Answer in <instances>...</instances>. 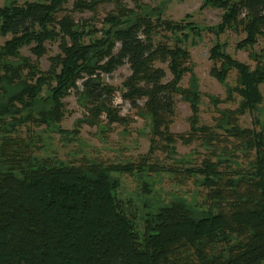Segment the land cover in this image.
Wrapping results in <instances>:
<instances>
[{
	"label": "trees",
	"instance_id": "obj_1",
	"mask_svg": "<svg viewBox=\"0 0 264 264\" xmlns=\"http://www.w3.org/2000/svg\"><path fill=\"white\" fill-rule=\"evenodd\" d=\"M8 1L0 8V34L13 35L0 49V264H264V123L249 128L239 122L263 102L264 47L262 53L250 54L253 70L218 45L211 49L212 58H222L213 71L220 81L236 69L237 84L229 89L241 101L234 110H220L216 126L199 125L200 93L195 85H179L191 70L190 52L182 45L189 37L186 28H196L191 22L137 12L121 0ZM115 1L116 13L107 15L112 27L94 43L86 42L73 14L96 12L99 4ZM206 3L225 10V25L240 30L241 20L246 37L240 48L264 38V0ZM163 28L184 36L176 35L173 45L153 39ZM58 38L61 51L43 71V43ZM24 45L33 46L35 59L21 54ZM168 59L172 80H165L166 70L155 64ZM124 64L132 70L128 85L138 92L132 97L134 106L139 107L141 94L147 97L143 107L171 146L168 150L176 141L169 127L178 94L191 104V133L223 146L217 152L212 145L200 164L184 168L194 180L201 178L206 190L201 204L178 197L148 210L142 223L115 195L113 174L160 171L149 156L124 164L86 158L64 162L38 157L32 135H10L17 113L25 112V121L59 122L63 98L78 89L79 80V95L100 104L110 92L102 73ZM182 169L173 170L179 174Z\"/></svg>",
	"mask_w": 264,
	"mask_h": 264
},
{
	"label": "rangeland",
	"instance_id": "obj_2",
	"mask_svg": "<svg viewBox=\"0 0 264 264\" xmlns=\"http://www.w3.org/2000/svg\"><path fill=\"white\" fill-rule=\"evenodd\" d=\"M7 1L0 0V8ZM14 1L25 4L43 0H9L8 2ZM121 2L137 12L153 14V17L159 14L163 19L183 24L191 22L196 26V32L188 27L185 30V33H189V37L182 42V45L190 52L191 70L183 76L179 85L183 88L195 85L199 91L200 103L197 114L199 125L216 126L220 110L226 108L234 110L239 106L241 96L229 89L237 84V71L232 70L225 81H220L213 75V71L216 69L218 71L221 67L222 58H212L211 49L218 45L222 51L250 65L253 70L256 63L250 54L252 51L260 50L262 53L264 47L262 36L258 37V41L252 47L240 48L239 43L246 37V32L241 28V20L236 26L240 30L225 25L223 18L225 10L207 4L206 0H121ZM116 5V1L99 4L96 12L88 10L73 14L86 42L94 43L96 37H102L112 27L107 22L109 17L107 15L116 13ZM69 7L71 8L72 5L69 4ZM58 27L60 28L59 25ZM176 35L179 38L184 36L180 32L175 34L163 28L153 34V39H162L173 45L177 40ZM12 38V34H0V49ZM59 43V38L48 39L43 43L46 52L40 58L41 70L49 69V58L61 51ZM32 47L24 45L21 54L35 59ZM169 63V59L155 63L157 67L166 70L165 80L174 79ZM131 75L129 64H124L110 73L103 72L102 78L110 92L100 104L89 103L88 99L79 95L83 90V80H79L78 89H73L63 98L64 115L59 122L43 124L25 121L23 120L26 116L25 112L17 113L18 121L14 127H11L10 135L13 137L20 135L23 138L32 135L35 137L33 141L37 145L38 157H51L64 162L86 158L124 164L138 161L142 156H149V162L159 163L160 171L150 174L117 171L113 174L115 195L119 200L127 202L128 211L136 214L139 223H142L148 210L169 204L172 199L178 197L185 198L192 205L201 204L206 198V190L200 185L201 178L194 180V175L190 171L186 174L184 168H195L200 164L203 156L211 151L212 145L217 152L219 151L216 148L222 149L223 146H217L191 133L193 114L191 104L178 94L175 97V113L170 118L169 127V132L176 135V141L174 149L168 150L167 147L171 148V146L155 131L151 115L145 106L143 107L147 97L141 94V98L137 100L139 107H135L132 102L133 95L138 92L128 85L127 80ZM260 89L264 96V83L261 84ZM46 91L47 87L44 86V92ZM230 94L232 96L228 97ZM100 106L106 110H101ZM10 118L7 116L6 120L9 121ZM89 121H94L95 124ZM257 121L264 123V99L254 111H247L239 118L242 127H256ZM180 134L189 137L190 142L179 138L177 135ZM174 167L183 168L182 172L176 173ZM170 168L171 170H168Z\"/></svg>",
	"mask_w": 264,
	"mask_h": 264
}]
</instances>
